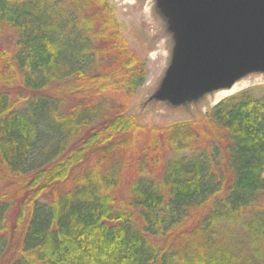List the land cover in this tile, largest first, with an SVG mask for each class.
<instances>
[{
	"label": "trees",
	"instance_id": "1",
	"mask_svg": "<svg viewBox=\"0 0 264 264\" xmlns=\"http://www.w3.org/2000/svg\"><path fill=\"white\" fill-rule=\"evenodd\" d=\"M7 35L0 264H264V86L146 128L126 112L144 62L106 0H0Z\"/></svg>",
	"mask_w": 264,
	"mask_h": 264
},
{
	"label": "water",
	"instance_id": "2",
	"mask_svg": "<svg viewBox=\"0 0 264 264\" xmlns=\"http://www.w3.org/2000/svg\"><path fill=\"white\" fill-rule=\"evenodd\" d=\"M171 37L149 102L177 108L264 74V0H153Z\"/></svg>",
	"mask_w": 264,
	"mask_h": 264
},
{
	"label": "rangeland",
	"instance_id": "3",
	"mask_svg": "<svg viewBox=\"0 0 264 264\" xmlns=\"http://www.w3.org/2000/svg\"><path fill=\"white\" fill-rule=\"evenodd\" d=\"M106 1L114 8L115 17L121 26V33L129 50L144 62V82L136 94L129 99L126 110L127 114L132 116L138 124L151 128L164 127L173 122H193L219 103L211 98L212 94L194 104L177 108H172L165 103L149 102L148 99L155 92L170 62L171 37L155 11L153 0ZM12 39L10 35L5 36L0 40V47L13 44ZM242 81H244L243 87L227 98L247 89L263 87L264 74L250 75ZM139 153L138 147V149L134 148L133 153L125 155V159L118 155L122 163L120 173L121 182H123L119 198L123 197L124 182L135 174V168L131 162Z\"/></svg>",
	"mask_w": 264,
	"mask_h": 264
},
{
	"label": "bare ground",
	"instance_id": "4",
	"mask_svg": "<svg viewBox=\"0 0 264 264\" xmlns=\"http://www.w3.org/2000/svg\"><path fill=\"white\" fill-rule=\"evenodd\" d=\"M243 85H244V81L240 80L239 82L234 84L231 89L216 92V93L211 95V98L214 99V101H216L218 103L221 100H223L224 98H227V96L237 92L240 88L243 87Z\"/></svg>",
	"mask_w": 264,
	"mask_h": 264
}]
</instances>
